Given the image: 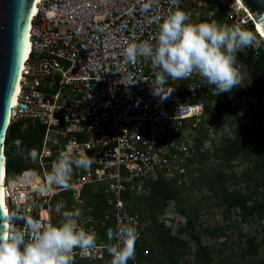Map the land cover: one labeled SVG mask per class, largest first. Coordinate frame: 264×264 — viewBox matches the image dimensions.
Returning <instances> with one entry per match:
<instances>
[{
	"label": "built area",
	"instance_id": "1",
	"mask_svg": "<svg viewBox=\"0 0 264 264\" xmlns=\"http://www.w3.org/2000/svg\"><path fill=\"white\" fill-rule=\"evenodd\" d=\"M142 0H36L31 18L27 57L11 104L10 123L27 119L44 127L34 167L17 178L4 172L3 206L17 223L25 216L52 223L53 199L70 191L71 209H79V226L99 234L131 222L144 236L146 223L132 212L122 195L148 190L146 181L186 177L189 157L212 148L223 124L211 118L212 87L197 75L178 81L171 95L159 102L148 81L125 84L132 78L150 77L149 60L125 63L123 50L131 41L152 40L158 21L169 11L168 0H153L141 12ZM192 22L253 26L239 0H180ZM249 49V48H247ZM247 49L241 54H245ZM257 54L258 49H253ZM237 53V55H238ZM194 85H199L190 89ZM243 86H238L243 97ZM219 99L222 95L218 94ZM202 134L206 138L201 144ZM211 136V139L207 138ZM86 152L93 160L88 170L74 169L71 188L48 183L51 165L60 154ZM103 197V210L87 204L83 190ZM109 240L92 249H74L73 264L110 258ZM128 264H140L137 254Z\"/></svg>",
	"mask_w": 264,
	"mask_h": 264
},
{
	"label": "clouds",
	"instance_id": "2",
	"mask_svg": "<svg viewBox=\"0 0 264 264\" xmlns=\"http://www.w3.org/2000/svg\"><path fill=\"white\" fill-rule=\"evenodd\" d=\"M168 4L169 11L159 19L158 31L152 40L131 41L123 50L125 63L134 64L137 58L149 60L153 68L151 76L132 78L125 84L148 81L151 95L161 103L173 92L172 85L193 75L201 78L200 85L211 86L214 96L241 86L237 53L247 48H264V39L240 23L227 25L216 20L194 23L179 7L180 0H168ZM152 6L153 0H142L140 10L144 12ZM30 155L34 157L35 153ZM92 163L86 152L78 156L62 153L51 165L48 183L67 190L71 188L73 170H88ZM56 208L61 219L55 224L45 225L28 216L17 223L15 214L4 217L0 230V264H73L74 249L96 247V233L78 224L79 209L62 211L63 203H58ZM107 237L109 264H128L134 258L135 242L139 238L136 227L131 222H119L115 230H108Z\"/></svg>",
	"mask_w": 264,
	"mask_h": 264
},
{
	"label": "rangeland",
	"instance_id": "3",
	"mask_svg": "<svg viewBox=\"0 0 264 264\" xmlns=\"http://www.w3.org/2000/svg\"><path fill=\"white\" fill-rule=\"evenodd\" d=\"M237 61L241 86L245 89H241L243 97L236 99L230 110L224 109L223 130L220 137L215 131L213 140L217 142L212 148L201 150L206 153L204 158H199L198 154L189 157L186 164L188 178L177 179L178 183L166 180L171 185L170 189L176 199H162L161 195H151L149 190H146L133 200L132 209L138 212L141 220L149 222V230H162L170 237H176L183 242L179 244L175 243V240L174 254L162 255L159 242L153 239L155 233L148 232V242L145 239L144 243L148 250V253L145 252L147 256L143 258L144 264H205V261H208V264H264V166L257 174L256 183L252 177L248 178L255 155L240 154L228 162L212 157L223 139L233 138L235 132L241 135L243 144L247 146L248 141L243 133L247 125L252 124L253 129H259L264 136V71L256 78H250L242 62L238 58ZM235 97L237 96L232 95L233 100ZM205 138L206 135L202 139L200 136V142ZM207 138L211 139V136ZM26 150L27 148L23 147L20 153L23 154ZM218 153L220 158V152ZM19 169L18 164H13L15 178L19 176ZM216 172H222L225 179L222 185L221 182H214L215 190L208 188L205 179L202 183L196 179L204 173L213 177ZM220 186L224 187L223 191ZM238 193H246L252 199L256 198L263 203L261 221L252 216L242 221L239 217L240 209L229 206L232 196ZM153 215L155 224L150 221ZM250 236H255L259 244L255 251L249 254L246 252L245 240ZM168 246L169 243L163 245V251H167Z\"/></svg>",
	"mask_w": 264,
	"mask_h": 264
},
{
	"label": "trees",
	"instance_id": "4",
	"mask_svg": "<svg viewBox=\"0 0 264 264\" xmlns=\"http://www.w3.org/2000/svg\"><path fill=\"white\" fill-rule=\"evenodd\" d=\"M247 28L252 29L253 26L250 25ZM237 58L245 66L246 72L250 78H256L262 71H264V48L258 49L257 54H253V50L249 48L247 49L245 54L238 53ZM238 94H239L238 87H236L230 93L228 92L220 93V95H222V99H219L218 95L217 96L211 95L209 98L214 99V107L208 108L209 116L211 118H216L223 123L224 116L222 115L224 109L230 110L232 108V95L237 96ZM43 132H44V127L40 123L38 122L32 123L27 119L16 120L14 122H11V124H9L5 137L4 155H5L6 173H8L10 177L14 178L13 170H12L13 164H18L20 166L18 174H20L22 170L32 169L34 167V162L39 151V143L43 135ZM243 133L245 139L248 141L247 146L243 144L241 135L239 136V133L235 132V136L233 138L223 139L221 145L216 147V149L214 150L212 157L222 162H228L240 154H244L246 156H250L252 154L255 155V157H253L252 160L251 170L248 178L252 177V179H254L255 182L257 183L258 181L257 174L259 171H261V169L264 166V136H262L261 131L259 129L254 130L252 124L245 126ZM204 135L205 134L201 135V139ZM200 141L201 140L198 139V144H201ZM23 147H26L27 150L25 153L21 154L20 152H22L21 150ZM15 150L18 152H15ZM33 152L35 153L34 157L30 155V153ZM218 152H220L221 155L220 158L217 155L219 154ZM196 154H198L197 156L199 158H204V156L206 155L205 152H201V151H198ZM213 172H215V170H213ZM262 177L264 178V174ZM186 178L188 177H185V179ZM177 179L179 180V178H173L172 181H174L175 183L178 181ZM196 179L200 183L204 182L203 180L205 179V181H207L208 188L210 190H215L216 188L214 186V182L216 181L219 183L221 182L220 185H222L225 176L223 175L222 172H216V174L213 177L208 176L207 173L206 174L204 173L202 175H198ZM146 183L149 187V192L151 195H161L162 199L175 198V196L173 195L170 189L171 185H169L166 179H164L163 177L159 176L155 180L148 179ZM220 187L223 191L224 187L222 186ZM224 193L225 195L228 196V193H226L225 191ZM83 196L87 204L93 206L95 209L101 211L103 210L102 207L103 197L100 194L90 193L89 187L86 186L83 190ZM135 196L138 195L128 192H125L122 195V197L127 202L129 209L134 213H136V210L134 211L131 206H133L132 203L133 200L135 199ZM58 203L64 204L65 208L62 209V211L72 210L70 191H65L53 199L52 213H51L53 224L57 223L61 219L56 208ZM229 206L240 209L241 214L239 217L242 221H244L247 217H251V216L258 221L262 220L263 203L257 200L256 198L252 199L246 193H238L235 196H232ZM151 217L152 218L150 221L152 222V224H155L156 222L155 216L153 215ZM149 228H150V224L147 221L144 230V236L139 242V244L136 245L135 253L137 254V259L138 262H140V264H144L143 258L147 256L145 255V252L148 253V250L144 244L145 239H147L146 242H148V237H149L148 232H151L152 234L155 233V236L151 234L150 236H153L154 241L157 240L159 242L158 246L160 247V253L162 255L164 254L173 255L174 247L176 245L175 243H179V244L183 243L176 237H170V235H168L167 232L165 233L164 231L158 229H155V232L154 231L152 232L151 230H149ZM109 229H112L111 226L105 227L99 231V234L97 235V242L101 240H107L108 238L107 232ZM167 243H169L168 250L163 251V245ZM245 243H246V252L249 254L253 253L259 244L255 236L247 237ZM198 245H199L198 248H200L199 242ZM109 261L110 258L107 257L105 259L95 260L91 262H87L83 260V261H79L78 263L85 262L92 264H109ZM205 264H208V261H205Z\"/></svg>",
	"mask_w": 264,
	"mask_h": 264
},
{
	"label": "water",
	"instance_id": "5",
	"mask_svg": "<svg viewBox=\"0 0 264 264\" xmlns=\"http://www.w3.org/2000/svg\"><path fill=\"white\" fill-rule=\"evenodd\" d=\"M239 1L264 39V0ZM35 3L36 0H0V230L4 226V217L8 216L1 199L5 137L10 124L11 104L20 82Z\"/></svg>",
	"mask_w": 264,
	"mask_h": 264
},
{
	"label": "bare ground",
	"instance_id": "6",
	"mask_svg": "<svg viewBox=\"0 0 264 264\" xmlns=\"http://www.w3.org/2000/svg\"><path fill=\"white\" fill-rule=\"evenodd\" d=\"M33 12H34V9H33ZM256 30L260 33V30L258 29V27H257ZM27 51H28V43H27V46H26V50H25V52H24L23 61H24V59L27 57ZM3 160H4V159H3ZM2 170H3V168H2ZM2 175H4V174H3V171H2ZM1 199H2V194H1ZM2 203H3V199H2Z\"/></svg>",
	"mask_w": 264,
	"mask_h": 264
},
{
	"label": "crops",
	"instance_id": "7",
	"mask_svg": "<svg viewBox=\"0 0 264 264\" xmlns=\"http://www.w3.org/2000/svg\"><path fill=\"white\" fill-rule=\"evenodd\" d=\"M15 178V177H14Z\"/></svg>",
	"mask_w": 264,
	"mask_h": 264
}]
</instances>
